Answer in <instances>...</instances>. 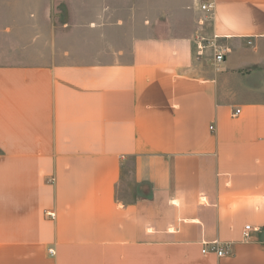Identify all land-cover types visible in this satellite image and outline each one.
I'll use <instances>...</instances> for the list:
<instances>
[{
    "label": "crops",
    "instance_id": "1",
    "mask_svg": "<svg viewBox=\"0 0 264 264\" xmlns=\"http://www.w3.org/2000/svg\"><path fill=\"white\" fill-rule=\"evenodd\" d=\"M216 3L110 54L77 53L123 29L103 3L40 0L0 31L22 34L0 61V264H264V0Z\"/></svg>",
    "mask_w": 264,
    "mask_h": 264
},
{
    "label": "rangeland",
    "instance_id": "2",
    "mask_svg": "<svg viewBox=\"0 0 264 264\" xmlns=\"http://www.w3.org/2000/svg\"><path fill=\"white\" fill-rule=\"evenodd\" d=\"M40 0H0V31L7 27H16V29H25L28 31L30 27L27 25L28 13L37 7ZM83 1V0H74ZM91 2L90 8L84 10L88 15L99 13L100 4H107L109 9V22L116 23L119 18L125 20L123 29L114 30L110 29V41L108 49L104 47V39L98 35L88 40V43L78 42V55H91L99 54L102 52L113 53L116 49H120L125 41L132 36H147L149 35L146 26L147 22L152 20H166L168 24H172L178 31L177 34L187 35L193 29H197L199 24V17L193 12L192 6L194 0H85ZM65 4L67 0H62ZM206 17V16H205ZM209 19V20H207ZM205 21L209 23L210 18ZM208 25V24H206ZM112 26V25H111ZM18 35L9 36L0 33V61L8 62L11 56L17 54L19 50V37L21 33L16 32ZM34 33L28 32L30 40L33 38ZM217 44L228 46L226 42L218 41ZM260 54L261 64L264 67V43L257 48ZM120 197H124L120 194Z\"/></svg>",
    "mask_w": 264,
    "mask_h": 264
},
{
    "label": "built area",
    "instance_id": "3",
    "mask_svg": "<svg viewBox=\"0 0 264 264\" xmlns=\"http://www.w3.org/2000/svg\"><path fill=\"white\" fill-rule=\"evenodd\" d=\"M195 5L198 7V9L205 14L207 18H213L216 11V0H194ZM205 23L204 19L199 20V25L203 26ZM210 48L215 57V64L217 66H220L225 62L226 55L228 53L227 47L217 44V42H211L206 46L203 44V41H200L198 45L199 55L201 56L203 51L206 50V48ZM240 113V110H237L234 114V116H237ZM214 128L211 127V130ZM51 218H55V213H48L47 214ZM257 229L252 228L251 226H246L244 230V240L249 241L253 237V233L257 232ZM50 254L54 255V251L50 250ZM202 254L205 256H208L210 254L216 255L219 258L222 257H228L231 255V248L230 246H223L219 242H212L210 244H204L202 249Z\"/></svg>",
    "mask_w": 264,
    "mask_h": 264
}]
</instances>
